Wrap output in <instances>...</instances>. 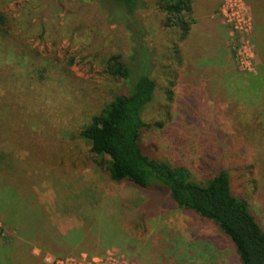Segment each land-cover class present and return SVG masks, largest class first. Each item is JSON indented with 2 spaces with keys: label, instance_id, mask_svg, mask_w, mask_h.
<instances>
[{
  "label": "rangeland",
  "instance_id": "rangeland-1",
  "mask_svg": "<svg viewBox=\"0 0 264 264\" xmlns=\"http://www.w3.org/2000/svg\"><path fill=\"white\" fill-rule=\"evenodd\" d=\"M194 4L198 20L218 6L226 51L205 29L208 20H199L194 34L201 37L200 43L194 44L191 37L181 44L184 64L176 69L169 63L168 52L175 42L173 31L153 10L140 12L148 29L144 44L155 54L158 81L155 100L145 112L153 127L146 129L143 141L158 157L187 165L200 181L220 161L231 172L235 193L250 202L264 227V68L256 59L254 13L247 0H194ZM0 9L14 19V34L25 50L53 59L61 67L71 63V75L77 79L76 94L61 84L53 86L62 109H51L52 115L53 110L60 112L48 128L50 138L23 139L24 135L35 139V133L20 124L19 116L0 129V179H14L12 164L26 168V175L35 180L33 191L60 231H74L70 237H80L82 231L94 234L103 247L101 253L81 250L58 256L46 252L45 262L240 264L213 223L165 202L144 214L140 206L145 196L111 180L97 167L87 145L77 139L85 113L99 109L124 86L106 71L105 60L115 52L132 58L136 45L130 32L123 25L107 24L96 4L82 0H0ZM14 70L8 60L0 65V77H11L13 82ZM174 72L178 77L173 87ZM169 89L175 92L172 102ZM59 113L67 118H59ZM37 120L44 124L40 116ZM158 122L163 127L155 126ZM2 202L0 211L7 208ZM7 232L0 218V236ZM34 253L42 251L35 248ZM3 256L0 238V264H13Z\"/></svg>",
  "mask_w": 264,
  "mask_h": 264
},
{
  "label": "trees",
  "instance_id": "trees-1",
  "mask_svg": "<svg viewBox=\"0 0 264 264\" xmlns=\"http://www.w3.org/2000/svg\"><path fill=\"white\" fill-rule=\"evenodd\" d=\"M82 1L96 4L107 24L123 25L136 47L128 60L117 52L107 56L106 71L123 81L124 86L99 109L85 113L86 120L76 132L77 139L87 145L97 167L111 180L125 183L145 196L140 206L144 214L163 202L171 204L188 215L216 225L240 264H264V227L250 202L235 193L230 170L219 161L205 180L200 181L187 165L158 157L143 141L146 129L153 127L146 120L145 112L155 100L158 81L154 73L155 54L144 44L148 29L140 12L153 10L164 26L173 31L175 42L169 47V63L175 69L181 68L185 54L181 44L190 38L193 24L197 22L194 0ZM247 1L254 13L256 59L264 68V0ZM13 22L14 19L0 9V65L10 60L16 69L13 82H10L11 77L8 80L0 77V129L5 126L3 123L13 124L19 116L20 124L35 133V139L25 135L23 139L43 141L50 138L48 128L54 125L55 115L62 109V100L52 91L53 86L61 84L73 94L77 90V79L72 76L71 63L61 67L53 59L25 50L14 34ZM177 77L174 72L171 86L176 85ZM68 83L70 87L65 86ZM167 95L172 102L174 90H167ZM55 107L58 110H53L52 115L51 109ZM63 115L66 116L57 114L59 118ZM39 116L44 123L42 126L38 124ZM155 126L163 127V123ZM10 167L14 179H0V200L7 207L0 211L4 229L8 231L5 237L0 236L4 260H11L13 264H47L46 252L58 256L81 250L102 252L96 235H85L82 231L80 237H70L74 231L68 234L60 231L32 189L34 177L26 175V168L24 171L15 164ZM9 185L13 189H8ZM35 248H40L42 254L36 255Z\"/></svg>",
  "mask_w": 264,
  "mask_h": 264
},
{
  "label": "crops",
  "instance_id": "crops-1",
  "mask_svg": "<svg viewBox=\"0 0 264 264\" xmlns=\"http://www.w3.org/2000/svg\"><path fill=\"white\" fill-rule=\"evenodd\" d=\"M216 10L210 11L207 15H204L202 18L199 20H208V23L205 24V29L207 32L212 34L211 36L213 37L212 39L220 46L221 51H226V33L224 30V26L220 24V21L218 20V6L215 8ZM198 18H196V23L193 24V29L192 33L190 35V38L193 37L194 41L193 43H200L199 40L201 37L196 36L194 34V31L199 28V21ZM202 25V24H201Z\"/></svg>",
  "mask_w": 264,
  "mask_h": 264
}]
</instances>
